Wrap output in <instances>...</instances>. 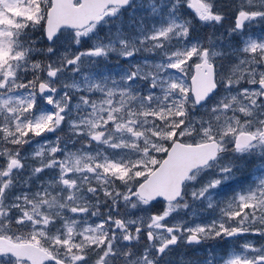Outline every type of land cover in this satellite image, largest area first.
<instances>
[{"label": "snow or ice", "instance_id": "1", "mask_svg": "<svg viewBox=\"0 0 264 264\" xmlns=\"http://www.w3.org/2000/svg\"><path fill=\"white\" fill-rule=\"evenodd\" d=\"M264 264V0H0V264Z\"/></svg>", "mask_w": 264, "mask_h": 264}, {"label": "rangeland", "instance_id": "2", "mask_svg": "<svg viewBox=\"0 0 264 264\" xmlns=\"http://www.w3.org/2000/svg\"><path fill=\"white\" fill-rule=\"evenodd\" d=\"M181 251L182 250L177 249L173 253V257H174V260H175V264H180ZM203 255H204V253L202 251H194L192 249H189L186 252V254H185L184 264H186L187 259H191V260H200V259H203Z\"/></svg>", "mask_w": 264, "mask_h": 264}]
</instances>
